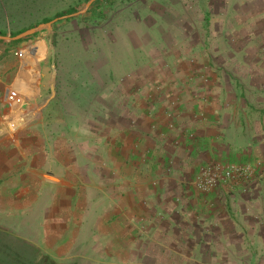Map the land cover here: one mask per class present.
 Wrapping results in <instances>:
<instances>
[{
	"label": "crops",
	"instance_id": "crops-1",
	"mask_svg": "<svg viewBox=\"0 0 264 264\" xmlns=\"http://www.w3.org/2000/svg\"><path fill=\"white\" fill-rule=\"evenodd\" d=\"M254 2L225 26L185 9L168 31L124 32L100 90L88 63L76 75V59H62L53 94L44 46L0 59V233L18 230L56 264H89L92 249L100 264H164L186 248L264 264V0ZM259 163L245 188L194 187L207 164Z\"/></svg>",
	"mask_w": 264,
	"mask_h": 264
},
{
	"label": "rangeland",
	"instance_id": "rangeland-1",
	"mask_svg": "<svg viewBox=\"0 0 264 264\" xmlns=\"http://www.w3.org/2000/svg\"><path fill=\"white\" fill-rule=\"evenodd\" d=\"M255 0H100L92 8L80 17L70 18L56 24L53 32L42 30L30 41L20 43L4 44L0 42V59L4 64H10L21 58L41 57V47L44 46L43 56L48 67V82L51 85L57 84L63 80V74L58 68V62L63 60L70 66L72 59H76L71 67L72 73L82 75L83 68L77 65V62L88 63L90 66L91 89L100 90L104 87L102 72L109 60L113 61L117 55L121 54L123 47V33L140 27H151L157 29L164 26L168 31L170 25L181 26L179 22L181 14L185 9L190 10L191 15L196 20L201 18L202 25L214 28V24L223 25L232 22L231 18L235 10L240 13L243 9L254 3ZM89 0H0V33L6 37L18 36L22 31L36 28L40 25H46L45 20L54 21L58 14L69 13L74 15L81 12ZM151 5L154 12L148 11ZM71 10L77 12L71 14ZM192 10H197L196 15ZM201 13H200V12ZM66 15V16H70ZM160 15H163L161 18ZM200 16V17H199ZM229 16V17H228ZM60 18V17H59ZM240 20V17L234 18ZM50 23V22H49ZM54 36V42L51 44L50 36ZM56 49L55 70L52 65V46ZM8 47V49H7ZM78 60V61H77ZM68 61V63H67ZM65 66V65H64ZM66 71V70H65ZM105 72H108V70ZM59 73L61 74L59 76ZM86 74V73H85ZM51 88V87H50ZM257 176V175H256ZM255 176V178H256ZM254 178V179H255ZM253 179V180H254ZM252 180V181H253ZM251 181V182H252ZM250 182V183H251ZM249 183V184H250ZM248 186V184L246 185ZM4 235L12 246H20L23 253L33 255L38 264L43 261L44 255L39 249L30 244L20 241L19 231H4ZM24 236V235H23ZM7 242V241H6ZM203 244H206L203 241ZM38 252V254H36ZM92 256H89V264H100L99 253L92 249ZM156 258H149L148 261L139 260L140 264H155ZM220 259V258H218ZM240 264L241 257L229 258ZM153 260V261H152ZM106 264H123L124 260H117L109 257ZM164 264H214V256L205 249L190 250L186 248L179 251L177 256L162 258Z\"/></svg>",
	"mask_w": 264,
	"mask_h": 264
},
{
	"label": "built area",
	"instance_id": "built-area-1",
	"mask_svg": "<svg viewBox=\"0 0 264 264\" xmlns=\"http://www.w3.org/2000/svg\"><path fill=\"white\" fill-rule=\"evenodd\" d=\"M7 105L13 107L20 103L15 91L9 92ZM173 128V126H171ZM262 164H207L194 178V187L199 194L207 195L219 187L231 189L245 188L262 168Z\"/></svg>",
	"mask_w": 264,
	"mask_h": 264
},
{
	"label": "water",
	"instance_id": "water-1",
	"mask_svg": "<svg viewBox=\"0 0 264 264\" xmlns=\"http://www.w3.org/2000/svg\"><path fill=\"white\" fill-rule=\"evenodd\" d=\"M98 1L100 0H90L81 12L76 13L74 15L57 18L54 21H51L50 23L46 25H40L36 28H32L15 37L0 36V40L8 41V42H19V41L35 36L37 33H39L42 30H48V31L53 32V28L56 24L62 21L68 20L70 18L84 16L92 8V6ZM50 40L52 44L54 42L53 35L50 36ZM51 54H52V65L55 70L56 49L54 45L52 46ZM55 74H56V70H55ZM51 90H52V93L54 94L55 93L54 84L51 85ZM24 122L25 120L23 119L19 123L14 124V126L10 125L9 127H7L8 128L7 131L10 134H12L13 131L17 129L18 125ZM8 240L9 239L5 237L4 233H0V264H30V262L33 264H37L36 263L37 260H32V257H34L33 255H28V253L24 254L23 249L20 246L14 247L9 244L10 242ZM41 262L42 260H40L38 264H41Z\"/></svg>",
	"mask_w": 264,
	"mask_h": 264
},
{
	"label": "trees",
	"instance_id": "trees-1",
	"mask_svg": "<svg viewBox=\"0 0 264 264\" xmlns=\"http://www.w3.org/2000/svg\"><path fill=\"white\" fill-rule=\"evenodd\" d=\"M90 1V0H89ZM69 12H71V14H74V13H76L77 11L76 10H71V11H69ZM66 15H70L68 12L67 13H62V14H58L56 17L57 18H59V17H64V16H66ZM49 22H51V20H45L44 21V23H49ZM23 32H25V31H22V32H20L19 34H17V35H20L21 33H23ZM0 36H4V34L3 33H0ZM36 254H38V252H36ZM32 260H36V258L35 257H32ZM30 264H33V263H31L30 262ZM41 264H56L50 257H48V256H44L43 257V261L41 262Z\"/></svg>",
	"mask_w": 264,
	"mask_h": 264
}]
</instances>
